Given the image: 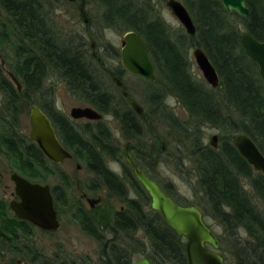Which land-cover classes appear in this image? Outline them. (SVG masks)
Returning <instances> with one entry per match:
<instances>
[{"label":"trees","instance_id":"obj_1","mask_svg":"<svg viewBox=\"0 0 264 264\" xmlns=\"http://www.w3.org/2000/svg\"><path fill=\"white\" fill-rule=\"evenodd\" d=\"M89 1L101 8L99 17L107 27L121 32L134 31L144 40L156 75V81L150 84L160 82L184 109L187 120L181 121L165 105L162 92L147 94L148 102L159 111L176 149L179 153L182 148L187 151L189 177L194 178L204 199L197 207L223 228L222 236L227 239L234 263L264 264V176L254 173L233 146L234 137L245 134L264 155V82L255 63L243 52L239 30L229 19L234 17L252 37L264 42V0H246L250 12L247 18L226 14L218 1L181 0L193 17L196 34L193 37L179 34L174 39L168 25L155 15L149 2ZM50 4L51 0H0V44L6 39L14 43L12 56L1 55L2 60L5 69L22 86L18 92L0 64V155L12 159L16 169L31 178L38 177L39 169L47 171V166L53 170L58 167L48 162L38 147L18 132L20 113L25 106L36 104V97L41 96L46 81L53 75L84 103L104 113L111 109L124 137L135 142L136 167L183 206L172 190L148 171L151 154L155 158L157 154L152 150L144 151L147 149L139 142L140 128L135 118L129 116L132 112L128 103L126 110H116L112 97L103 95L92 70L90 60L94 58L85 50L73 47L71 42L62 41L50 27L46 10ZM190 47L200 48L207 55L220 77L218 88L210 89L193 76L187 53ZM43 100L40 108L50 118L64 145L79 161H85L95 177L93 183L104 186L125 204V210L117 213L109 225L107 241L102 234L90 229V223L82 222L83 229L102 247L95 264H133L135 258H146L151 264H187L184 239L176 236L165 226L159 213L151 210L150 199L132 168L128 164L124 167V178L134 185V192L141 200L140 208L135 199H129L127 183L109 172L105 157L112 162L119 160V150L109 131L98 126L67 127L70 130L67 131L59 121L60 114L53 102ZM204 125L220 131L217 149L205 144ZM184 161L182 159L181 164ZM175 166L181 169L179 163ZM56 173L61 181L68 182L63 172ZM245 181L252 197L244 186ZM52 195L54 201L65 197L64 187L59 191L58 186L52 188ZM138 218L141 220L140 242L135 239L133 229ZM23 225L9 214L7 204L0 200V227L5 228L0 230V235L5 236L0 237V249L16 247L18 239L12 236L19 235L17 228ZM241 231L247 239H242ZM39 264L59 263L48 260Z\"/></svg>","mask_w":264,"mask_h":264},{"label":"rangeland","instance_id":"obj_2","mask_svg":"<svg viewBox=\"0 0 264 264\" xmlns=\"http://www.w3.org/2000/svg\"><path fill=\"white\" fill-rule=\"evenodd\" d=\"M83 1L85 11L84 18L80 14L79 1L51 0L50 8H46L48 11L47 19L50 23V27L57 35L61 36L60 39L62 41H67V43L71 42L73 47L78 49L81 48L91 56L92 53L96 55V59L90 60L93 65L92 70L95 71L96 79L102 87L103 93H108L112 97L113 105L117 108L116 110H126L124 107H126L127 101L125 98L123 99L120 91L109 78L107 71L98 65L97 58L101 59L102 65L106 70L112 72L114 75L116 74L115 77L122 81L129 97L143 108L144 115L146 114L145 116L148 115V117H146L147 123L142 120H140V122L137 120V126L140 128L141 133V139L139 142L145 145L147 150L144 149V151L146 153L152 150V153L157 154L156 158L155 155L153 156L151 154L152 157H150V161L147 165L148 171L172 190L175 198L181 205L194 206L198 208L202 214H205L202 215L204 223L217 236V238L220 239L223 247L220 252L226 257V263L233 264L234 260L228 252L229 248L227 239L222 236L223 228L218 222L213 220L211 216L207 215L206 212L204 213L202 208L197 207V205L202 203L204 199L197 189L198 187L194 178L191 176L189 177L188 168L190 164L187 159V151L182 148V151L179 153L176 149L166 126L159 116V111L148 102L147 94L150 91L162 92L164 94L163 100L165 105L181 121L187 120V115L184 109L178 104L177 99L174 96L167 94L160 82L149 84L144 79L132 75L122 68L120 63V50L122 37L125 31L121 32L107 27L99 17L101 8L99 9L89 0ZM138 1L140 3L143 1L149 2L155 15L160 17L168 25L173 39L179 34L187 36L185 30L167 8L166 3L168 0ZM178 1L182 3L181 0ZM84 19L86 20V23H84ZM229 19L236 25L239 33L245 31L243 26L240 25L234 17H230ZM195 24L197 23L195 22ZM92 43L94 45V50L91 48ZM13 44V41L10 43V40L8 39H6L3 44H0V64L1 61L4 62L1 55H4L7 58L12 56ZM194 47H190L187 50L188 59L191 63V72L196 80L209 87L195 64L192 54ZM3 65L5 69V62ZM6 72L7 70L5 69V75L7 76ZM13 86L15 87V85ZM36 98L35 106L40 107L44 102L43 99H50L54 104L53 106L55 110L68 117L72 108L89 107L88 103H84L79 97L72 94L70 90H68L66 84L53 75L49 76V79L46 81L41 96L39 95ZM1 104L2 100L0 96V105ZM30 108L31 106L24 107L19 115L18 121V132L26 138L30 133ZM97 112L101 115L100 122L106 125V128L110 131L111 138L113 139V144H115L119 150V163H113L108 157H105V164L110 170L114 171L117 175H120L124 183H127L125 184L130 193L129 197L139 200L140 198L134 192V185L128 183L123 177L125 173L124 167L127 165L124 158V150L127 146H130L128 153L132 159L136 158L135 151H133L136 149L135 142L124 137L118 120L111 115V109L109 113L99 112V110ZM148 126L150 129H148ZM202 131L205 138V144L207 145H209L210 139L213 135H217L219 139L221 134L219 130L209 127L208 125H204ZM160 139L164 141V151H160ZM179 154L180 157L178 158ZM182 159L185 160L184 164H181L180 162ZM176 163L180 164V170L176 168ZM77 165L81 167L80 170L77 169ZM57 166L58 167H55V170H53V167L51 168V166H47L49 168L47 171H41V169H39L40 172H38V177L31 178L28 176L29 174L19 169L17 170L16 164L12 159H5L0 155V200H3L7 206L9 202L14 199V185L10 180V175L12 173H17L33 183L49 185L51 188L57 186L61 188L64 187L66 194L65 197H60V200L59 197H57V200L54 201V209L60 223L58 231L54 232L52 235H47L41 229L37 228L32 230L29 237H27L28 235L22 236L23 232H20L19 235L21 237L16 241L17 248L10 247L8 249H0V264H39V262H45L48 260L54 263H57V261L59 263L65 262V264H95L99 261L102 247L94 238L87 236L84 233L81 226L82 217L81 214H78V211L88 212L90 210L100 223L106 225L108 222H110V224L112 223L111 221L114 214L121 210V208H124L125 204L122 200L114 197L104 186H98L95 192L87 188L90 184V180L95 178L88 171L85 161L65 160L62 164ZM58 170L66 175L68 182L59 179V176L56 173ZM244 184L248 194L252 197L246 181ZM99 199L100 203L98 202L93 205L96 207L90 208L89 202ZM252 199L256 202V199ZM9 214L13 216V213L10 210ZM104 232L106 233L107 231L105 230L103 233ZM240 235L242 239H247V236L243 231L240 232ZM137 237L141 238L142 234L137 233ZM107 238H110V236L107 235Z\"/></svg>","mask_w":264,"mask_h":264},{"label":"water","instance_id":"obj_3","mask_svg":"<svg viewBox=\"0 0 264 264\" xmlns=\"http://www.w3.org/2000/svg\"><path fill=\"white\" fill-rule=\"evenodd\" d=\"M214 1H218L228 15L234 13L241 18L249 16L250 12L246 0ZM166 6L185 30V33L193 37L196 34V27L186 7L178 0H168ZM81 9L84 15V4H82ZM239 44L245 55L257 66L259 75L264 82V42L255 39L249 32L244 31L240 33ZM91 48L94 50L93 43ZM192 54L195 64L207 85L212 89L218 88L220 77L204 51L195 48ZM93 55L96 57L95 54ZM97 60L100 61L99 58ZM3 63L1 61V65ZM120 63L126 72L150 83L156 81L154 65L150 60L147 45L134 31H127L122 37ZM6 73L17 91L20 92L22 86L19 81L11 72ZM113 82L116 86L123 87L122 81L116 77L113 78ZM122 95L138 115H144L143 108L134 102L124 89ZM70 117L75 120H99L101 115L92 108L78 107L70 110ZM29 124L30 133L27 138L38 147L48 162L60 165L64 160L71 157V154L58 140L51 120L38 106H31ZM160 144V151H164L165 145L162 139H160ZM233 146L238 154L252 167L253 171L264 176V155L249 136L237 134L233 139ZM209 147L212 149L218 148L217 135L211 137ZM129 148L130 146H127L124 150L125 161L132 168L136 180L148 195L151 210L159 213L166 227L176 236L184 239L186 263L225 264L223 257L216 253L219 248L218 240L204 223L201 211L194 206H180L171 199L155 181L136 167L128 153ZM10 180L14 185V199L9 202L8 208L14 217L26 221L43 231L55 232L59 228V222L54 209L51 187L33 183L17 173H12ZM206 246H209L211 250H208ZM135 264H150V262L147 259H141Z\"/></svg>","mask_w":264,"mask_h":264},{"label":"flooded vegetation","instance_id":"obj_4","mask_svg":"<svg viewBox=\"0 0 264 264\" xmlns=\"http://www.w3.org/2000/svg\"><path fill=\"white\" fill-rule=\"evenodd\" d=\"M73 1H79V3H80V14L83 16V18H84V15H85V11H84V15H83V11H82V9H81V6H82V4H84V1L83 0H73ZM84 21V23H86V20L84 19L83 20ZM92 46V45H91ZM92 56H93V58L94 59H96V57L93 55V53H92ZM97 62H98V65L102 68V69H104L105 71H107V74H108V76H109V78L111 79V81L113 82V78L115 77V75L112 73V72H110V71H108V70H106L105 69V67L102 65V62H101V59H100V61H98L97 60ZM8 72V71H7ZM142 79V78H141ZM147 82V81H146ZM114 83V82H113ZM147 83H149L150 84V82H147ZM116 86V85H115ZM116 88L120 91V93H121V96L123 97V95H122V91H123V89L125 90V88H124V85H123V87H118V86H116ZM126 91V90H125ZM103 95H105V96H110L108 93H103ZM129 96V95H128ZM123 99H124V97H123ZM87 104V103H86ZM89 105V104H88ZM129 106V108H130V110H131V112H132V114H130L129 116H131L132 118L134 117L135 119V123H136V125H137V122H136V120H138L139 122H140V120H142V121H145V123H147L146 122V117L147 116H145V115H143V116H140V115H138L134 110H133V108L130 106V105H128ZM89 107L90 108H92V109H94V110H96V111H98L97 109H95L94 107H92L91 105H89ZM40 108V107H39ZM41 109V108H40ZM42 110V109H41ZM42 112L48 117V115L42 110ZM58 112V111H57ZM100 112V111H99ZM59 113V112H58ZM60 114V123H62V127H64L66 130H67V127L68 128H76V129H79V128H82V127H96V126H98V127H104V128H106V125L104 124V123H101L100 122V119L99 120H86V119H80V120H75V119H72L71 117H70V115H69V117L68 116H66V115H64V114H62V113H59ZM133 114H134V116H133ZM137 117H136V116ZM49 118V117H48ZM50 119V118H49ZM53 125V124H52ZM54 127V126H53ZM55 129V128H54ZM107 129V128H106ZM148 129H150L149 128V126H148ZM108 130V129H107ZM67 131H70V130H67ZM109 131V130H108ZM55 133H56V129H55ZM109 133H110V131H109ZM56 136H57V138H58V140L60 141V143L62 144V146L71 154V157L70 158H68V159H66V160H68V161H72V160H74V161H77L78 159L72 154V152L67 148V146L66 145H64V143H63V141H62V138H61V136H59V134L57 135V133H56ZM156 138H158V137H156ZM129 150V149H128ZM131 151H132V149H131ZM133 151H136V150H133ZM65 161V160H64ZM63 161V162H64ZM62 162V163H63ZM113 163H119L118 161H114ZM57 166V165H56ZM80 166L79 165H77V169L78 170H80ZM109 170V172H111V173H113L114 175H116L117 177H119V178H122L120 175H117L114 171H112V170H110V169H108ZM255 172V171H254ZM255 173H258V172H255ZM261 174V173H260ZM93 175V174H92ZM124 175H125V173H124ZM123 175V177H125ZM95 178V177H94ZM93 180L94 179H91L90 180V184L87 186V188L89 189V190H92L93 192H95L96 190H97V188H98V186L100 187V185H97L96 186V184H94L93 183ZM96 187V188H95ZM59 190H62V188L61 187H59L58 186V191ZM51 194H52V188H51ZM129 194L130 193H128L127 195H128V197H129ZM52 197H53V195H52ZM129 199H133V198H131V197H129ZM53 200H54V198H53ZM136 201H137V205H138V207L140 208V206H141V200L139 199V200H137V199H135ZM89 202V201H88ZM100 203V199L99 200H95V201H92V202H89V206H90V208H93V207H96V206H93L94 204H97V203ZM92 210V209H91ZM125 210V207L124 208H121V210H119L118 212H116L115 214H114V216L117 214V213H122L123 211ZM56 212V211H55ZM85 213H87V214H85ZM78 214L80 215L81 214V219H82V221H81V223L82 222H87V223H90V225H89V227H90V229H94V231H96L95 233H99L100 235L102 234L103 235V237L106 239V241L107 240H109V238H107V235H109V231H110V228H109V225H110V222H108L106 225H103L102 223H100L99 222V220L98 219H96L94 216H93V214L90 212V210L87 212V211H78ZM14 216V215H13ZM56 217H57V220H59L58 219V216H57V214H56ZM114 218V217H113ZM17 219V218H16ZM18 220V219H17ZM19 221H22V220H19ZM23 223H24V225L22 226V227H20V228H17V230L19 231V232H23V235L22 236H25V235H28L27 237H29L30 235H31V233H32V230L33 229H37L38 227H35V226H32L31 224H29L28 222H26V221H22ZM59 222V221H58ZM112 222V221H111ZM141 223V220L138 218L136 221H135V224H136V227L135 228H133V229H135L134 231L136 232L135 233V239L138 241V242H140V238H138L137 237V233H140V231H139V224ZM130 224H131V226L133 225L132 224V221L130 222ZM82 226V225H81ZM166 226V225H165ZM207 226V225H206ZM59 227H60V223H59ZM83 228V227H82ZM3 229H5L4 227H0V230H3ZM38 229H40V228H38ZM59 229V228H58ZM58 229L56 230V231H58ZM107 231L106 233L104 232L103 233V231H105V230ZM43 231V230H42ZM55 231V232H56ZM83 231H84V233L87 235V236H90L84 229H83ZM133 231V230H132ZM45 234H47V235H52L54 232H46V231H43ZM26 233V234H25ZM215 235V234H214ZM0 237H5L4 235H0ZM12 237H15L16 239H20V235H17V236H12ZM90 237H92V236H90ZM215 237L217 238V236L215 235ZM93 238V237H92ZM217 240H218V243H219V248H218V250L216 251V253H218L219 255H221L222 257H223V260H224V263L225 264H227L226 263V257L225 256H223L222 254H221V249H223V247H222V243H221V241H220V239H218L217 238ZM98 242V241H97ZM206 248L208 249V250H211V248L209 247V246H206ZM142 259H146V258H142ZM139 260H141V259H139V258H135L134 259V261H133V264H135L136 262H138ZM148 260V259H147ZM149 261V260H148ZM150 262V261H149ZM57 263H59V262H57ZM65 263V262H64ZM59 264H62V263H59ZM151 264V263H150ZM233 264H235V263H233Z\"/></svg>","mask_w":264,"mask_h":264}]
</instances>
